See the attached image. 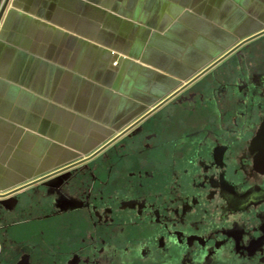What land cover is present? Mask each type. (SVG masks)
I'll list each match as a JSON object with an SVG mask.
<instances>
[{"label":"flooded vegetation","instance_id":"af4514ba","mask_svg":"<svg viewBox=\"0 0 264 264\" xmlns=\"http://www.w3.org/2000/svg\"><path fill=\"white\" fill-rule=\"evenodd\" d=\"M205 72L0 194V264H264V33Z\"/></svg>","mask_w":264,"mask_h":264},{"label":"crops","instance_id":"0c3cea01","mask_svg":"<svg viewBox=\"0 0 264 264\" xmlns=\"http://www.w3.org/2000/svg\"><path fill=\"white\" fill-rule=\"evenodd\" d=\"M0 194L95 154L264 33V0H0Z\"/></svg>","mask_w":264,"mask_h":264},{"label":"water","instance_id":"95a60500","mask_svg":"<svg viewBox=\"0 0 264 264\" xmlns=\"http://www.w3.org/2000/svg\"><path fill=\"white\" fill-rule=\"evenodd\" d=\"M1 14L2 10L0 11V17ZM253 144L259 150V164L264 170V116L262 118L260 128L253 139Z\"/></svg>","mask_w":264,"mask_h":264}]
</instances>
